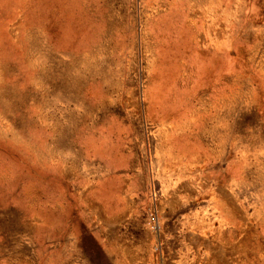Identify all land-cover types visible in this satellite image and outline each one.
I'll use <instances>...</instances> for the list:
<instances>
[{
    "label": "rangeland",
    "instance_id": "374dc122",
    "mask_svg": "<svg viewBox=\"0 0 264 264\" xmlns=\"http://www.w3.org/2000/svg\"><path fill=\"white\" fill-rule=\"evenodd\" d=\"M0 264H264V0H0Z\"/></svg>",
    "mask_w": 264,
    "mask_h": 264
}]
</instances>
